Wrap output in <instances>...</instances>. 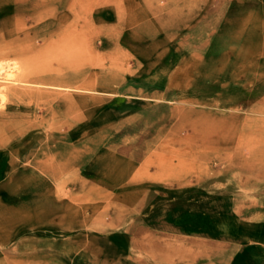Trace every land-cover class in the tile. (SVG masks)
<instances>
[{
  "label": "rangeland",
  "instance_id": "1",
  "mask_svg": "<svg viewBox=\"0 0 264 264\" xmlns=\"http://www.w3.org/2000/svg\"><path fill=\"white\" fill-rule=\"evenodd\" d=\"M0 264H264V0H0Z\"/></svg>",
  "mask_w": 264,
  "mask_h": 264
},
{
  "label": "crops",
  "instance_id": "2",
  "mask_svg": "<svg viewBox=\"0 0 264 264\" xmlns=\"http://www.w3.org/2000/svg\"><path fill=\"white\" fill-rule=\"evenodd\" d=\"M131 48H132V45H131ZM131 50V49H130Z\"/></svg>",
  "mask_w": 264,
  "mask_h": 264
}]
</instances>
